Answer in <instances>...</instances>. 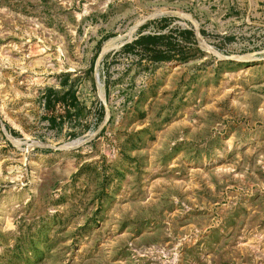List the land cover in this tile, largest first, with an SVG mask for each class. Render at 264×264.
Instances as JSON below:
<instances>
[{
    "label": "rangeland",
    "instance_id": "374dc122",
    "mask_svg": "<svg viewBox=\"0 0 264 264\" xmlns=\"http://www.w3.org/2000/svg\"><path fill=\"white\" fill-rule=\"evenodd\" d=\"M0 264H264V0H0Z\"/></svg>",
    "mask_w": 264,
    "mask_h": 264
},
{
    "label": "trees",
    "instance_id": "16d2710c",
    "mask_svg": "<svg viewBox=\"0 0 264 264\" xmlns=\"http://www.w3.org/2000/svg\"><path fill=\"white\" fill-rule=\"evenodd\" d=\"M154 42L155 41V38L154 37H141L137 40L136 43H141V42Z\"/></svg>",
    "mask_w": 264,
    "mask_h": 264
},
{
    "label": "bare ground",
    "instance_id": "6f19581e",
    "mask_svg": "<svg viewBox=\"0 0 264 264\" xmlns=\"http://www.w3.org/2000/svg\"><path fill=\"white\" fill-rule=\"evenodd\" d=\"M110 44H111V42H110V43H108V44L106 45V48L110 47ZM112 46H113V45H112Z\"/></svg>",
    "mask_w": 264,
    "mask_h": 264
}]
</instances>
